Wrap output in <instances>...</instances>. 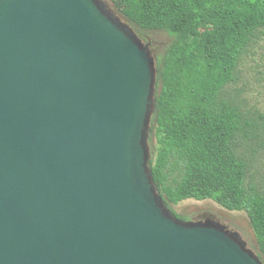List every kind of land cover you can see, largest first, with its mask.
Wrapping results in <instances>:
<instances>
[{"label": "water", "instance_id": "obj_1", "mask_svg": "<svg viewBox=\"0 0 264 264\" xmlns=\"http://www.w3.org/2000/svg\"><path fill=\"white\" fill-rule=\"evenodd\" d=\"M146 47L104 0H0V264H263L158 193Z\"/></svg>", "mask_w": 264, "mask_h": 264}, {"label": "trees", "instance_id": "obj_2", "mask_svg": "<svg viewBox=\"0 0 264 264\" xmlns=\"http://www.w3.org/2000/svg\"><path fill=\"white\" fill-rule=\"evenodd\" d=\"M108 1L134 28L172 38L154 67L148 143L155 140L149 166L158 193L169 209L193 199L245 212L264 256V195L245 187L247 165L233 151L248 122L222 96L264 29V0Z\"/></svg>", "mask_w": 264, "mask_h": 264}, {"label": "rangeland", "instance_id": "obj_3", "mask_svg": "<svg viewBox=\"0 0 264 264\" xmlns=\"http://www.w3.org/2000/svg\"><path fill=\"white\" fill-rule=\"evenodd\" d=\"M104 1L121 22L129 25L142 44L147 46L148 55L155 67L172 38L163 31H140L134 28L113 9L108 0ZM222 96L248 122V126L236 136L233 143L235 155L247 165L245 187L253 186L264 195V29L251 40L239 60L236 80L224 87ZM154 145L155 140H152L150 154ZM170 209L186 222L208 223L227 232H236L245 243V249L257 255L264 264V256L259 252L254 231L245 212H231L211 200L193 199L170 205Z\"/></svg>", "mask_w": 264, "mask_h": 264}, {"label": "flooded vegetation", "instance_id": "obj_4", "mask_svg": "<svg viewBox=\"0 0 264 264\" xmlns=\"http://www.w3.org/2000/svg\"><path fill=\"white\" fill-rule=\"evenodd\" d=\"M140 40V39H139ZM141 41V40H140ZM142 43V42H141ZM143 45V44H142ZM146 50H147V47H146ZM203 225H210V224H208V223H205V224H203Z\"/></svg>", "mask_w": 264, "mask_h": 264}]
</instances>
